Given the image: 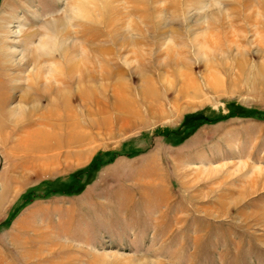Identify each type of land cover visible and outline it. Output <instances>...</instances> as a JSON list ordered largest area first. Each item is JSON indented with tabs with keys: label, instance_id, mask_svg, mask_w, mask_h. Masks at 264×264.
<instances>
[{
	"label": "rangeland",
	"instance_id": "obj_1",
	"mask_svg": "<svg viewBox=\"0 0 264 264\" xmlns=\"http://www.w3.org/2000/svg\"><path fill=\"white\" fill-rule=\"evenodd\" d=\"M0 264H264V0H0Z\"/></svg>",
	"mask_w": 264,
	"mask_h": 264
}]
</instances>
